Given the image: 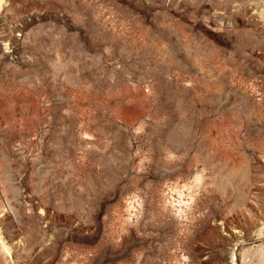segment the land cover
<instances>
[{
  "label": "rangeland",
  "instance_id": "1",
  "mask_svg": "<svg viewBox=\"0 0 264 264\" xmlns=\"http://www.w3.org/2000/svg\"><path fill=\"white\" fill-rule=\"evenodd\" d=\"M0 264H264V0H0Z\"/></svg>",
  "mask_w": 264,
  "mask_h": 264
}]
</instances>
